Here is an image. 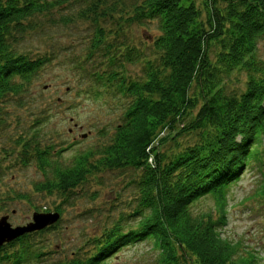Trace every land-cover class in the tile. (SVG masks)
Returning a JSON list of instances; mask_svg holds the SVG:
<instances>
[{"label":"trees","instance_id":"1","mask_svg":"<svg viewBox=\"0 0 264 264\" xmlns=\"http://www.w3.org/2000/svg\"><path fill=\"white\" fill-rule=\"evenodd\" d=\"M79 1L85 7L59 20L69 25L77 18H91L96 25L92 52L112 36L98 21L118 17L115 35L122 23H156L159 34L152 41L158 59L148 62L144 77L131 79L118 68L135 60L134 48L126 47L121 54L107 45L116 66L108 72L107 84L117 81L129 106L110 143L79 154L71 166L53 159L63 150L41 147L35 136L17 138L22 162L34 160L43 173L34 183L39 193L68 198L99 171H140L132 182L137 185V204L127 217L93 236L90 248L74 259L49 264H109L112 253L140 241L159 250L158 264H258L252 251H243L217 229L223 215L196 214L191 207L236 181L250 156L261 157L264 0H204V8L196 0H131L130 5L125 0H0V128L8 99L25 93L45 63L17 49L22 36L33 28L36 16L53 18L56 11L77 7ZM235 74L244 76L243 89L228 88ZM195 132L200 136L194 144L176 142L174 149H160L183 133ZM54 212L61 215L63 209L58 205ZM59 220L4 243L0 264H47L40 237L56 229Z\"/></svg>","mask_w":264,"mask_h":264},{"label":"rangeland","instance_id":"2","mask_svg":"<svg viewBox=\"0 0 264 264\" xmlns=\"http://www.w3.org/2000/svg\"><path fill=\"white\" fill-rule=\"evenodd\" d=\"M130 3L131 0L124 1L125 5ZM196 3L204 8V0ZM82 7L85 5L79 1L77 7L56 11L53 18L36 16L33 28L22 36L17 49L45 63L25 93L8 99V113L0 128V217L8 214L10 223L18 226L32 221L35 212H54L58 205L63 209L57 228L40 237L47 264L74 259L90 248L93 236L126 218L137 204V185L132 182L140 171H99L68 198L39 193L34 183L44 178L43 173L34 160L26 165L22 162L17 138L35 136L41 147L63 150L53 159L71 166L79 154L110 143L129 106L130 99L117 81L112 86L107 84L108 72L116 67L110 62L113 50L109 52L107 45L121 50V54L126 47L134 48L135 60L118 68L131 79L144 77L148 62L158 59L152 41L159 34L156 23L128 26L119 20L122 30L115 35L118 17L98 21L112 36L92 52L90 43L96 25L91 18H77L69 25L59 20L62 14L78 12ZM115 54L121 56L118 51ZM259 56L264 59V40L259 45ZM235 75L228 80V88L243 89L244 76ZM199 136L196 132L183 133L160 149H174L176 142L181 146L194 144ZM258 149L261 157L250 156L236 181L219 195L203 196L191 208L196 214L210 213L214 218L223 215V223L217 227L222 236L239 243L243 251H252L258 264H264V139ZM17 194L27 197L16 198ZM129 218L128 223L132 221ZM158 260L159 250L149 241L126 246L108 258L109 264H158Z\"/></svg>","mask_w":264,"mask_h":264},{"label":"water","instance_id":"3","mask_svg":"<svg viewBox=\"0 0 264 264\" xmlns=\"http://www.w3.org/2000/svg\"><path fill=\"white\" fill-rule=\"evenodd\" d=\"M83 136H85V134ZM59 218L60 214L58 212H35L32 216V221L29 223L25 225L13 226L9 221V215H3L0 217V246L4 243L11 242L25 233L41 230L49 225H52L57 222Z\"/></svg>","mask_w":264,"mask_h":264}]
</instances>
